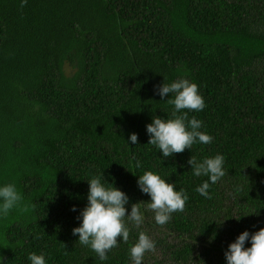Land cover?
Returning <instances> with one entry per match:
<instances>
[{
    "label": "trees",
    "instance_id": "1",
    "mask_svg": "<svg viewBox=\"0 0 264 264\" xmlns=\"http://www.w3.org/2000/svg\"><path fill=\"white\" fill-rule=\"evenodd\" d=\"M21 2L0 0V187L35 208L0 216V264H132L141 231L156 245L142 264H227L239 234L264 228V0ZM179 79L198 85L205 108L188 117L212 142L163 158L146 125L172 118L157 89ZM216 155L227 174L207 199L188 160ZM146 171L188 195L163 226L137 184ZM96 176L144 216L104 261L72 233Z\"/></svg>",
    "mask_w": 264,
    "mask_h": 264
},
{
    "label": "clouds",
    "instance_id": "2",
    "mask_svg": "<svg viewBox=\"0 0 264 264\" xmlns=\"http://www.w3.org/2000/svg\"><path fill=\"white\" fill-rule=\"evenodd\" d=\"M26 3L27 0H22L21 8ZM157 91L161 99L170 94L174 96L173 99H168V103L174 105L172 118L162 119L154 116L152 122L146 125L149 134L148 144L156 146L163 158L171 157L174 153H182L197 142L202 144L212 142L210 135L199 131L202 121L188 117V111L198 112L205 108L204 99L199 94L196 83L179 79L171 84L162 83ZM129 140L137 144L138 137L133 133ZM188 164L191 165L194 176L208 177L196 191L205 198L212 199L209 193L210 183L216 184L227 174L224 169V157L216 155L204 158L201 162L195 157H190ZM136 167H140V161H136ZM87 182L88 203L80 212V226L73 228L72 233L78 235L81 245L90 246L97 257L104 261L108 259L107 253L118 246V241L122 239L125 243L128 242L130 237L128 222L139 228L143 224L144 216L140 202L132 204L131 212L128 214L125 208L128 204L127 195L105 180L102 182L99 176ZM137 184L140 191L151 198L147 208L154 212L157 225H165L171 220L173 213L185 210L187 193L183 189L175 190L174 184L166 183L158 174L146 171L139 176ZM0 201H2L0 216L3 217H7L13 208L19 207L23 212L35 208L34 204L21 206L22 196L14 184L0 187ZM71 210L76 209L73 207ZM246 241H250V247H245ZM155 247L153 239L145 232H139L137 242L130 248L132 264H142L145 253L155 251ZM224 256L227 264H264V228L251 235L248 231L239 234L236 240L228 245ZM28 259L31 264H45L43 255L30 253Z\"/></svg>",
    "mask_w": 264,
    "mask_h": 264
},
{
    "label": "rangeland",
    "instance_id": "3",
    "mask_svg": "<svg viewBox=\"0 0 264 264\" xmlns=\"http://www.w3.org/2000/svg\"><path fill=\"white\" fill-rule=\"evenodd\" d=\"M67 70H69V69L67 68Z\"/></svg>",
    "mask_w": 264,
    "mask_h": 264
}]
</instances>
